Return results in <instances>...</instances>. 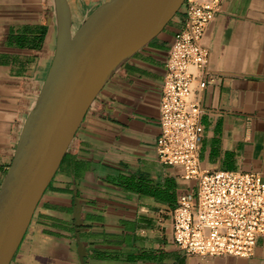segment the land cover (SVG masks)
Listing matches in <instances>:
<instances>
[{"label":"crops","instance_id":"crops-1","mask_svg":"<svg viewBox=\"0 0 264 264\" xmlns=\"http://www.w3.org/2000/svg\"><path fill=\"white\" fill-rule=\"evenodd\" d=\"M109 0H66L71 32ZM184 5L159 34L105 83L77 127L10 264H264V233L253 253L199 256L172 237L181 194L196 179L157 154L166 59ZM55 0H0V185L23 123L55 53ZM194 69L201 107V170L256 172L264 182V0H221ZM206 81L203 88L199 82Z\"/></svg>","mask_w":264,"mask_h":264},{"label":"water","instance_id":"water-1","mask_svg":"<svg viewBox=\"0 0 264 264\" xmlns=\"http://www.w3.org/2000/svg\"><path fill=\"white\" fill-rule=\"evenodd\" d=\"M52 64L27 115L0 185V264H10L33 212L77 127L109 78L155 38L183 6L165 0L150 20V0H109L71 32L66 0H55Z\"/></svg>","mask_w":264,"mask_h":264},{"label":"built area","instance_id":"built-area-1","mask_svg":"<svg viewBox=\"0 0 264 264\" xmlns=\"http://www.w3.org/2000/svg\"><path fill=\"white\" fill-rule=\"evenodd\" d=\"M220 1L184 0L186 17L166 59L156 150L163 163L181 165L183 176L198 183L196 200L188 193L178 198L173 211L174 243L199 256L247 257L253 253L257 236L264 233L261 175L198 167L202 126L200 103L193 97V70L207 65L209 51L202 37ZM205 85V80L199 82V88Z\"/></svg>","mask_w":264,"mask_h":264},{"label":"bare ground","instance_id":"bare-ground-1","mask_svg":"<svg viewBox=\"0 0 264 264\" xmlns=\"http://www.w3.org/2000/svg\"><path fill=\"white\" fill-rule=\"evenodd\" d=\"M154 6L153 14L150 18V20H154L156 16L160 13L162 10V7L164 5L165 0H150Z\"/></svg>","mask_w":264,"mask_h":264}]
</instances>
